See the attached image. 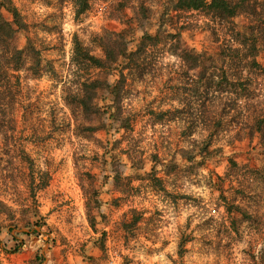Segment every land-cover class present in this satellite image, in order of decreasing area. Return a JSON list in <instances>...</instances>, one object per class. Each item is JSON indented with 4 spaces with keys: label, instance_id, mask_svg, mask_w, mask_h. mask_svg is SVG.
<instances>
[{
    "label": "rangeland",
    "instance_id": "rangeland-1",
    "mask_svg": "<svg viewBox=\"0 0 264 264\" xmlns=\"http://www.w3.org/2000/svg\"><path fill=\"white\" fill-rule=\"evenodd\" d=\"M10 1L27 29L0 44V264H264L261 135L232 126L201 153L211 128L191 121L213 114L214 97L202 67L187 73L179 56L215 55L239 46L238 32L261 30L264 65V0L232 18L174 10L175 0ZM125 30L133 51L145 32L157 36L141 67L88 73L121 81L120 120L108 90L95 121L76 119L69 94L85 77L76 39L102 57L100 37ZM36 58L39 71L29 69ZM250 88L257 103L264 75Z\"/></svg>",
    "mask_w": 264,
    "mask_h": 264
},
{
    "label": "trees",
    "instance_id": "trees-1",
    "mask_svg": "<svg viewBox=\"0 0 264 264\" xmlns=\"http://www.w3.org/2000/svg\"><path fill=\"white\" fill-rule=\"evenodd\" d=\"M84 4H86V0H84ZM245 4L249 7L252 6L250 0H175L173 9L206 11V13L221 18H232L247 10ZM0 5L11 13L13 18L12 20L7 19L0 11V44L3 45L6 37L12 38L19 30L27 29V23L18 9L11 5L10 0H0ZM260 32L261 30L258 33L253 31L250 34L245 30L238 32L234 41L236 40L239 46L230 44L226 47H220L221 49L215 55L211 53H194L187 49L179 53V56L183 58L187 65V73L190 69L202 67L198 80H207L209 89L206 93L209 97H214L211 105L214 109L213 114L210 109L206 111L203 109L191 121L193 125L201 122L200 124L204 130H207L208 122L211 128L209 134L203 139L204 146L200 151L201 153L205 152L206 154L209 151L215 134H219L222 130L227 131L230 127L236 125L241 126L236 131L237 134L247 127L250 135L260 133L261 141L264 144V93L259 91L258 94L262 99L257 103H253L251 100L256 98L257 93L256 89L250 88L253 78L264 75V65L258 62L256 58L260 50L258 46ZM126 37L127 30H125V34L111 33L101 36L102 57L90 54V51L76 39L74 60L76 59L77 62L85 66V73L80 75V78L85 77L78 82V92L69 94L72 99L69 104L76 119L81 118L82 121L86 122L87 120L95 121L101 114V108L96 102L97 94L100 90H108L109 95L113 97V104L110 107L115 106L117 108V111L114 112L110 110V117L120 120L123 91L121 81L117 80L110 83L106 77L93 78L88 73L90 68H95L104 72L118 70L124 76V70L141 67L142 54L149 45H156L157 36L145 32L135 51L129 50V42ZM28 49L30 55L36 50L31 39H28ZM22 52L24 51L15 48L16 69L24 66L25 60ZM38 61L36 58V61H34L36 65H32L29 69L38 66L39 71L41 68ZM247 69L249 73H246ZM198 89H201V87L199 86ZM243 102H246V104H242ZM166 113L161 114L165 115ZM203 113H206V115ZM98 128V125H87L88 130L96 131ZM232 163L237 165L235 161H232Z\"/></svg>",
    "mask_w": 264,
    "mask_h": 264
}]
</instances>
